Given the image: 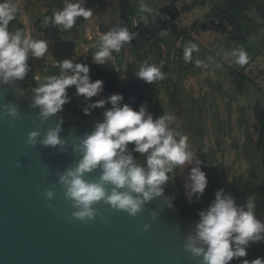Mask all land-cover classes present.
<instances>
[{"label":"clouds","instance_id":"1","mask_svg":"<svg viewBox=\"0 0 264 264\" xmlns=\"http://www.w3.org/2000/svg\"><path fill=\"white\" fill-rule=\"evenodd\" d=\"M84 2L65 0L61 10L53 11L51 24L65 32L73 29L78 17L87 20L92 10L86 8ZM19 12L18 4L13 0H0V87L23 81L30 71L29 58H42L49 52L46 40L30 37L21 29L9 30L10 22L17 18ZM139 12L140 19L146 22L147 17L143 14L152 13L153 9L140 0ZM43 24L48 25L47 22ZM137 35L130 33L126 27L111 28L96 41L93 61L105 64L113 52L119 53ZM160 35H167V31L162 29ZM198 50L195 43L189 42L183 50L184 61L191 62L193 52ZM231 55L239 65L248 62L243 48L233 50ZM58 64V75L46 76L44 83L31 89L29 107L36 110L41 124L62 112L63 106L71 102L67 90L72 86L77 96L88 101L82 109L85 115L111 105L103 112L102 119L95 123L94 129L90 133L75 135L71 145L67 137L60 135L64 123L62 117H57L55 125L43 133L37 127L27 134L26 143L30 148L50 146L63 153L70 146L72 152L79 156L74 166L58 173L64 198L74 209L72 220L88 223L99 215L105 224L109 223L108 218L95 207L101 202L113 211H124L132 217L161 197L166 198V205L171 208L175 197L164 195L166 186L177 175V169L182 172L187 165L194 166L188 172L185 195L189 201L193 197L200 200L208 185L207 174L202 170V161L188 143L187 135L179 130L176 115L164 112L154 119L146 103L135 110L127 103L122 104L124 96L119 93L92 102V97L104 91V81L91 79L88 64L74 63L71 59L58 61ZM162 67L143 62L135 76L153 84L165 78ZM22 115L16 102L0 103V118H9L11 123L20 120ZM129 145L134 147L130 149ZM134 153L140 154L141 158L147 154L146 160L137 162ZM15 166L19 168L22 163L18 161ZM94 171L99 172L98 179H86ZM55 196L52 189L44 191L47 201L54 200ZM48 206L51 208L52 204ZM162 210H152L153 222L159 219ZM198 216L185 237L183 248L199 264H229L234 258L246 257L251 243L264 242V222L256 217L255 196H249L245 205H238L231 193L226 194L224 189H219L215 192V199ZM151 227V223H146L144 232ZM242 264H264V259H244Z\"/></svg>","mask_w":264,"mask_h":264},{"label":"water","instance_id":"2","mask_svg":"<svg viewBox=\"0 0 264 264\" xmlns=\"http://www.w3.org/2000/svg\"><path fill=\"white\" fill-rule=\"evenodd\" d=\"M97 79L104 81V91L92 97V102L119 93L124 96L122 104L139 110L146 103L154 119L160 116L153 84L135 75L125 85L114 75H101L93 81ZM31 95L22 81L0 87V103L14 101L23 113L20 120L11 123L9 118H0V264H199L183 248L193 222L179 211L175 202L171 208L167 207L166 198L148 203L136 217L98 203L95 207L108 218L107 224L99 215L88 223L71 219L74 209L64 198L58 173L74 166L79 156L70 146L63 153L50 146L30 148L27 134L37 127L43 133L55 125L57 117H62L60 135L67 137L71 145L75 135L90 133L102 116L97 109L85 115L66 103L62 112L41 124L36 110L29 107ZM75 99L78 106L85 107L88 103L82 96L75 95ZM110 107L105 105L102 114ZM136 160L140 162L138 157ZM18 161L22 163L19 168L15 166ZM98 176L99 172L94 171L86 179L96 180ZM46 189L56 193L54 200L45 199ZM235 194L237 204L245 205L247 199L238 186ZM164 195L170 196L167 192ZM155 209L163 210L153 222L151 212ZM146 223L152 224L148 232H144ZM244 259L250 261L248 254L234 258L229 264H242Z\"/></svg>","mask_w":264,"mask_h":264},{"label":"rangeland","instance_id":"3","mask_svg":"<svg viewBox=\"0 0 264 264\" xmlns=\"http://www.w3.org/2000/svg\"><path fill=\"white\" fill-rule=\"evenodd\" d=\"M16 1L21 4L19 9L24 11L25 16H31L32 20L38 19L40 15L42 18L46 17L44 20H51V16L43 17V13L50 9L48 4L51 0H34V4L29 5V9H25L27 0ZM56 1H61L62 4L53 10H61L65 0ZM132 1L133 13H138L135 14V22L139 23L140 0ZM200 1L204 2L205 8L197 4L190 11L182 13L175 22L167 20L165 42L159 46L147 38L150 36L151 22L148 13H144L143 15L147 17V21H143L142 26L145 39L138 52L145 60L134 57L133 46L125 44L119 52L121 56L113 52L106 62L120 68L122 81H124L129 61L133 58L137 62V69L144 61L156 66L163 65L161 71L165 74V78L154 81L160 89L159 105L165 112L177 116L179 130L187 135L188 143L197 157L199 148L204 147L210 158L215 156L223 165L230 181L235 176L244 175L243 188L249 191V195L256 197V217L264 220V177L261 155L254 143L257 138V128L253 110L254 98H260L262 94L253 89L246 94L237 92L228 68L232 67L250 75L257 86L264 90V28L249 38L248 42L254 53L250 55L251 62L243 67L237 64L235 57L231 55L233 50L243 47L230 39L228 29L216 27L205 30L200 26H193L195 23L197 25L203 23L206 9L220 0ZM144 2L155 12L170 3H175L180 8L192 4V0H144ZM117 3V0H85L84 6L92 10V15L85 20V35L79 43L87 37H92L93 45H95L100 35L113 27H120ZM252 15L263 23L254 11ZM29 25V36L39 39L41 31L38 26L33 22ZM184 28L188 31L187 37L183 41H176V32ZM57 33H59L58 29L44 35L43 40L52 45L53 35ZM189 42L195 43L199 50L194 51L191 62L186 63L183 57H180V50ZM96 50L94 47L93 54ZM197 61L200 63L198 64ZM165 65H169L167 72ZM168 73L172 77L170 82L166 80ZM168 88L176 90L177 95L173 103L170 102ZM261 98L263 99L264 96ZM248 134L252 136V140L249 139ZM192 166L194 165H187L182 172L177 169L176 176L182 184L178 191L184 197H187L185 182ZM231 189H226L225 193H232ZM198 219L194 218L193 222Z\"/></svg>","mask_w":264,"mask_h":264},{"label":"trees","instance_id":"4","mask_svg":"<svg viewBox=\"0 0 264 264\" xmlns=\"http://www.w3.org/2000/svg\"><path fill=\"white\" fill-rule=\"evenodd\" d=\"M197 4H200L202 8H205L204 2H201L200 0H192V4L186 5L181 8L175 3H170L159 9L157 12L153 11L152 13H148L149 20L151 22V30L150 36L147 38L153 40V42L158 46L165 42L164 36H161L160 33L162 29L165 30L167 20L170 22H175L182 13L190 11ZM133 10L134 4L132 0H118L119 26L126 27L130 33L138 34L131 41V43H129V45L133 46L134 57L138 58L139 60H145L138 52L141 43H143L145 39L142 31L143 21L139 19V23L135 22V14L137 15L138 13H133ZM53 11L54 10L51 7L48 10L47 14L52 16ZM253 11L257 14L258 17L263 20V23H261L257 17L252 15ZM204 17L205 19L203 23H198V25L195 23L193 24V26H200L205 30L216 27H225V29H228L230 31V39L234 40L237 44L242 46L247 52L248 62L243 65V67H246L251 62L250 55L254 53V50L252 49L248 40L249 38H252L256 34H258L260 29L264 28V0H220L213 3L210 8L206 9ZM79 20H81V22H84L85 19L83 17H79ZM16 29H21L26 33V27L22 23H20L17 18L10 22L9 25L10 31H15ZM187 33L188 31L186 28L177 31L176 41L185 40V38L187 37ZM80 38L81 37H79V40L77 42L81 40ZM72 48L73 45L70 46L69 44V53ZM183 50L184 48L182 47L180 50V57H183ZM114 54L120 55V53L115 52ZM27 63L31 71L32 67L30 58ZM148 63L152 64L150 62ZM89 66L91 79H96L101 75H114L117 77L115 67L110 62H106L103 65L91 62ZM137 67L138 66L136 60L134 58L130 60L127 67L128 75H135V73L138 71ZM165 67V70L167 72L169 65H165ZM228 68L230 71V77L233 80L237 92L246 94L250 92V89H253L254 91H257L258 93H261L262 96H264V90L257 86L254 79L250 75L245 74L243 71L232 67ZM29 72L26 76H29ZM166 80L169 82L172 81L171 74L168 73ZM22 83L25 87L28 86V83H25L24 81H22ZM67 92L70 100H73L74 94L76 93L75 87H70ZM168 92L170 95V102L173 103L174 98L177 95L176 90H170L168 88ZM153 93L155 96L156 109L158 111V114L161 116L165 111L158 102L160 89L156 82H153ZM261 97L254 98L253 110L257 128V138L254 140V143L261 155V168L264 177V98L262 99ZM97 113L99 114V116H101L99 111H97ZM248 136L249 139L252 140V136L250 134H248ZM130 146L131 148L134 147V145ZM134 154L139 158L140 161L141 159L146 160L144 157L141 158L140 154ZM198 158L202 161V170L206 172L208 178L207 188L199 201H197L195 197H193V199L189 201L187 197L180 195L178 188H180L182 184L179 181L178 176H175V178L166 186V192L170 196L175 197L174 202L179 211L183 215H187L192 222L194 218H199L198 213L206 208L215 199V192L219 189H224L226 191V189L232 188L231 194L236 199L235 186H238L239 190L246 197V199L249 196H252V194L249 195L248 190H245L243 188V183H245L244 175L235 176L230 181L227 177L226 172L224 171L223 165L218 162L215 156L213 158H210L208 152L204 149V147L199 148ZM257 219L260 220V218L258 217ZM251 245H253V243H251L247 249L250 261L256 258L263 259L264 257H261L259 250H250Z\"/></svg>","mask_w":264,"mask_h":264},{"label":"crops","instance_id":"5","mask_svg":"<svg viewBox=\"0 0 264 264\" xmlns=\"http://www.w3.org/2000/svg\"><path fill=\"white\" fill-rule=\"evenodd\" d=\"M13 2L17 3L19 8H21V4L18 1L13 0ZM117 2H118V0H117ZM33 4H34V0H27V5L25 6V9H29V5L31 6ZM61 4H62L61 1L53 0V2H52V0H51V2L48 4V6H50V8L51 7L56 8L57 6H59ZM63 4H65V1ZM117 9H118V3H117ZM47 12L48 11L43 13V15H44L43 17L50 16L47 14ZM45 18H42L40 15L38 19L32 20V17L31 16H29V17L25 16L24 11H22V10H20L19 14L17 15L18 21L26 27V35H28V36L30 35L29 34V28H30L29 23L30 22H33L34 24H36V26H38L39 31H41L42 34L39 32L40 33L38 36L39 39L40 38L43 39V36L47 35L48 33L50 34L52 32H55L56 29H58V32H59V33H57V35L54 34L55 36L52 34L53 35V38H52L53 44L49 45V50H48L49 52H47L44 57H42V58L30 57L32 69L34 68L35 65H42L46 60H49L52 58L66 59V57L69 54L68 45L70 44V46H71L73 44L79 43V42H77L79 40V37H81L80 39L83 40V37L85 35V31H84L85 20H84V22H81V20H79V17L77 18L76 24L73 26V29L65 31V32L61 31L59 26H53L51 24V20L50 21L44 20ZM43 22H47L48 25L44 26ZM46 32H48V33H46ZM43 33H46V34H43ZM40 35H42V36H40ZM93 48H94V45L92 47V54H93Z\"/></svg>","mask_w":264,"mask_h":264},{"label":"built area","instance_id":"6","mask_svg":"<svg viewBox=\"0 0 264 264\" xmlns=\"http://www.w3.org/2000/svg\"><path fill=\"white\" fill-rule=\"evenodd\" d=\"M94 44V39L92 37H87L84 41L73 44V48L66 57V59L73 60L74 63H85L90 64L93 62L92 57V47ZM64 59L52 58L46 60L42 65H35L34 68L29 72V76H26L24 81L28 83L27 88L33 89L39 86L41 83L45 82V77L50 75H58L59 74V64L58 61H62ZM112 64V63H111ZM115 67L117 77L121 80L120 68L115 64H112ZM126 78V74L124 80ZM122 81V80H121Z\"/></svg>","mask_w":264,"mask_h":264},{"label":"flooded vegetation","instance_id":"7","mask_svg":"<svg viewBox=\"0 0 264 264\" xmlns=\"http://www.w3.org/2000/svg\"><path fill=\"white\" fill-rule=\"evenodd\" d=\"M125 72H126V78H125V80H124V81H121V80L118 79V81L120 82L121 85H125L126 82H127V79H128L130 76H132V75H128L127 69H126ZM117 78H118V77H117ZM92 80H94V79H92ZM75 95H76V93L74 94V98H73V100H71L70 104H71L76 110H78L79 112H82V109H83L84 106H78V105H77V100L75 99ZM97 111H99L100 114H101V116H102L101 108H97ZM258 218H259V217H258ZM260 220H261L262 222H264V220H262L261 218H260ZM250 250H251V251H257V250H259V251H260V255H261V257H263V254H264V242H256V243H253V245H251V247H250ZM247 254H248V252H247ZM263 259H264V258H263Z\"/></svg>","mask_w":264,"mask_h":264}]
</instances>
